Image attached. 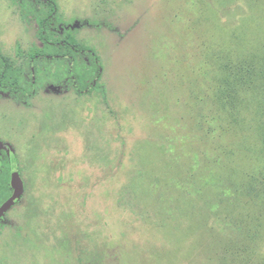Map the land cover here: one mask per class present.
Returning a JSON list of instances; mask_svg holds the SVG:
<instances>
[{
  "label": "rangeland",
  "instance_id": "374dc122",
  "mask_svg": "<svg viewBox=\"0 0 264 264\" xmlns=\"http://www.w3.org/2000/svg\"><path fill=\"white\" fill-rule=\"evenodd\" d=\"M51 1L102 88L30 59L63 53L44 0H0V264H264V0Z\"/></svg>",
  "mask_w": 264,
  "mask_h": 264
},
{
  "label": "trees",
  "instance_id": "16d2710c",
  "mask_svg": "<svg viewBox=\"0 0 264 264\" xmlns=\"http://www.w3.org/2000/svg\"><path fill=\"white\" fill-rule=\"evenodd\" d=\"M47 8L48 14L38 21L39 30H38V38L43 43L46 49L53 48L55 50H62L63 53L59 52H50L43 53L40 51H32L30 54V59L33 63L51 60V61H65L66 65L69 67V80L71 87L79 94L89 93L96 88H102L101 85H98V81L101 77L102 66L99 62L96 54L90 49H84L76 45L75 43L62 39L55 38L53 35L55 33L53 22L55 21L57 7L55 3L51 0H44ZM79 62H83L84 66H86L90 71V76L84 80L79 78V71L77 73V66ZM83 66V67H84ZM86 68V69H87ZM7 71V63L6 61L0 57V87L2 89H7L9 93L13 94L16 90V87L7 83L4 84V78ZM247 73H250V70H246ZM257 79H259V72H255ZM242 85H245L244 81L241 79ZM252 82V80H250ZM257 83V81H256ZM1 89V90H2ZM21 90V88H18ZM22 96H27L30 92H26L21 90ZM7 169H12V167H8L4 158L0 160V206L9 198L10 193L12 192L10 186V178L5 177V171Z\"/></svg>",
  "mask_w": 264,
  "mask_h": 264
},
{
  "label": "water",
  "instance_id": "95a60500",
  "mask_svg": "<svg viewBox=\"0 0 264 264\" xmlns=\"http://www.w3.org/2000/svg\"><path fill=\"white\" fill-rule=\"evenodd\" d=\"M10 186L12 189L11 196L0 206V216L10 207L23 193V183L16 170L11 171Z\"/></svg>",
  "mask_w": 264,
  "mask_h": 264
}]
</instances>
